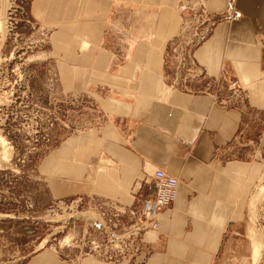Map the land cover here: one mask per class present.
<instances>
[{
    "label": "crops",
    "instance_id": "crops-1",
    "mask_svg": "<svg viewBox=\"0 0 264 264\" xmlns=\"http://www.w3.org/2000/svg\"><path fill=\"white\" fill-rule=\"evenodd\" d=\"M190 8L211 19L193 46L181 38ZM27 14L43 33L39 85L54 109L63 100L65 123H86L36 159L47 196L138 210L156 168L179 184L158 227L142 233L141 261L45 244L18 264H252L264 231L249 201L264 160L234 140L264 116V0H29Z\"/></svg>",
    "mask_w": 264,
    "mask_h": 264
},
{
    "label": "rangeland",
    "instance_id": "rangeland-1",
    "mask_svg": "<svg viewBox=\"0 0 264 264\" xmlns=\"http://www.w3.org/2000/svg\"><path fill=\"white\" fill-rule=\"evenodd\" d=\"M28 1L0 0V134L10 147V157L0 166V264H18L27 252L49 243L81 245L91 220L98 219L93 203L50 199L33 176L41 152L86 123L78 118L65 123L63 100L54 109L39 85L43 65L34 52L42 34L27 14ZM234 144L264 160V116L244 127ZM262 186L264 177L250 193L249 210L264 231ZM84 211L93 212L92 217ZM255 250L252 264H264V242Z\"/></svg>",
    "mask_w": 264,
    "mask_h": 264
},
{
    "label": "built area",
    "instance_id": "built-area-1",
    "mask_svg": "<svg viewBox=\"0 0 264 264\" xmlns=\"http://www.w3.org/2000/svg\"><path fill=\"white\" fill-rule=\"evenodd\" d=\"M181 10L189 8L186 2H181ZM190 14L184 17L181 38L186 44L193 46L202 40L210 26V20H204V9L190 8ZM43 34V33H40ZM179 52V66H184L185 59L191 47ZM264 78V75H263ZM230 86L242 97V88L236 79L230 81ZM154 189L150 195L143 198L138 210H126L114 204H95L98 219L91 220L86 237L81 242L83 253L98 257L109 262H138L145 258L147 248L142 242V233L148 228L159 225L158 213L170 205L177 195L179 180L158 167L153 172ZM81 200V197H76ZM49 246H54L49 243Z\"/></svg>",
    "mask_w": 264,
    "mask_h": 264
},
{
    "label": "bare ground",
    "instance_id": "bare-ground-1",
    "mask_svg": "<svg viewBox=\"0 0 264 264\" xmlns=\"http://www.w3.org/2000/svg\"><path fill=\"white\" fill-rule=\"evenodd\" d=\"M0 28H1V23H0ZM8 143H7V141H6V139L3 137V135H1L0 134V166L2 165V163L3 162H5V161H7L8 160V158L10 157V155H9V149H10V147H8V145H7ZM263 187V186H262ZM261 188V187H260ZM262 190L261 191H263L264 192V187L263 188H261ZM260 190V189H259ZM258 193H259V191H258ZM259 196V194L257 195V197ZM254 197V196H253ZM256 197V196H255ZM254 197V198H255ZM89 213V215H87V217H92L91 215H92V213L93 212H88V211H84V213ZM94 215L97 217V215L94 213ZM95 217V218H96ZM94 218V219H95ZM43 243V242H42ZM255 247V246H254ZM256 248V247H255ZM255 248L253 249V252H255L256 250H255ZM252 252V253H253ZM259 258V257H258Z\"/></svg>",
    "mask_w": 264,
    "mask_h": 264
}]
</instances>
